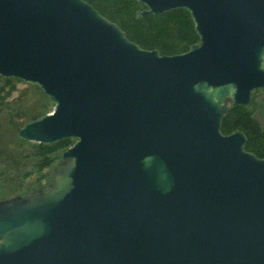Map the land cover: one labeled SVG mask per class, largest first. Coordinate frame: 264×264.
<instances>
[{
	"label": "water",
	"instance_id": "water-1",
	"mask_svg": "<svg viewBox=\"0 0 264 264\" xmlns=\"http://www.w3.org/2000/svg\"><path fill=\"white\" fill-rule=\"evenodd\" d=\"M185 8L198 42L161 55L84 0H0V76L51 111L17 138L60 153L50 186L0 200V264H264V158L223 134L264 93V0Z\"/></svg>",
	"mask_w": 264,
	"mask_h": 264
},
{
	"label": "trees",
	"instance_id": "trees-1",
	"mask_svg": "<svg viewBox=\"0 0 264 264\" xmlns=\"http://www.w3.org/2000/svg\"><path fill=\"white\" fill-rule=\"evenodd\" d=\"M84 1L92 5L107 20L119 26L131 42L143 49L158 50L161 55H173L186 52L191 45L198 42L199 38L194 28L193 19L185 8H177L161 14L142 15L145 6L137 0ZM19 83L22 81L17 78L0 76V114L3 109L8 111L11 108L15 109L13 111L16 114L23 115L26 120L49 112L53 104L40 90L29 85L28 88L35 94L30 104H27L25 100H20L16 104L9 102ZM259 91L252 92V98L248 104L230 107L221 121L220 130L225 135L236 131L243 132L246 137L245 150L259 158H264V126L256 119L253 105V98ZM16 128L13 127L14 130L10 133L13 138L22 143H29L17 138ZM1 138H3L2 134H0V140ZM73 142V139H65L53 145L33 142L28 155L26 154V161L28 157L31 171L38 174L44 169L52 167L59 160L61 151L72 145ZM0 144L2 143L0 142ZM26 175L28 176L27 171L23 173V177ZM14 180L2 176L0 199L18 193L19 188L16 183L14 186Z\"/></svg>",
	"mask_w": 264,
	"mask_h": 264
},
{
	"label": "rangeland",
	"instance_id": "rangeland-1",
	"mask_svg": "<svg viewBox=\"0 0 264 264\" xmlns=\"http://www.w3.org/2000/svg\"><path fill=\"white\" fill-rule=\"evenodd\" d=\"M34 97V92L28 88L26 83L22 82L17 85V89L13 92L9 102L16 104L19 103L20 100H25L27 104H30ZM253 105L255 107L256 119L264 126V93L261 90L254 96ZM12 106L14 107V105ZM52 108L53 106L51 105L49 111H51ZM13 110L15 109L9 108L8 111L3 109L0 114V134H2L3 137L0 140L2 143L0 144V179L2 176L3 178L8 177L13 180L16 178L14 180V186L16 183L19 190L18 193L14 195L29 196L31 193L37 192L38 190H46L50 186L56 166L61 159L59 158L52 167L50 166L38 174L35 171H31L28 157L26 161V154L28 155L30 145L33 144V142L22 143L15 140L10 134L14 130L13 127H20L28 119L24 120L23 115L19 113L16 114ZM17 168L18 171H16ZM26 171L28 176L26 175L23 177V173ZM13 174L14 176L12 177Z\"/></svg>",
	"mask_w": 264,
	"mask_h": 264
}]
</instances>
